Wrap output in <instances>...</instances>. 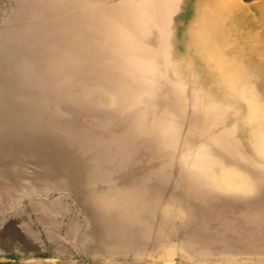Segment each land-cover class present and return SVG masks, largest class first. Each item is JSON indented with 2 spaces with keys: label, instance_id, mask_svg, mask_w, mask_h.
I'll use <instances>...</instances> for the list:
<instances>
[{
  "label": "rangeland",
  "instance_id": "rangeland-1",
  "mask_svg": "<svg viewBox=\"0 0 264 264\" xmlns=\"http://www.w3.org/2000/svg\"><path fill=\"white\" fill-rule=\"evenodd\" d=\"M0 264H264V0H0Z\"/></svg>",
  "mask_w": 264,
  "mask_h": 264
},
{
  "label": "bare ground",
  "instance_id": "bare-ground-1",
  "mask_svg": "<svg viewBox=\"0 0 264 264\" xmlns=\"http://www.w3.org/2000/svg\"><path fill=\"white\" fill-rule=\"evenodd\" d=\"M250 14V13H249ZM260 22V21H259Z\"/></svg>",
  "mask_w": 264,
  "mask_h": 264
}]
</instances>
